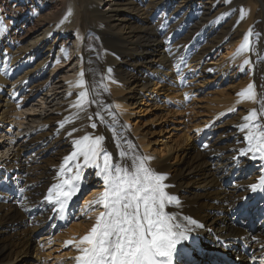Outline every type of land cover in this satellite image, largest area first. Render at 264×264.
Segmentation results:
<instances>
[{
	"label": "bare ground",
	"instance_id": "bare-ground-1",
	"mask_svg": "<svg viewBox=\"0 0 264 264\" xmlns=\"http://www.w3.org/2000/svg\"><path fill=\"white\" fill-rule=\"evenodd\" d=\"M123 1L45 0L41 2L42 5L50 6L56 16L53 14V19L48 22H38L34 20L35 12H30L28 8L29 0H0V25L3 27V30H0V264H42L43 261L47 263L48 254L46 253L45 256L42 251L52 249L51 236H43L38 242H35L33 236L43 230L49 234L54 232L47 222L56 210L46 197L50 191L55 193L56 187L64 179H72L75 175L76 163H83V158L80 157L65 165V157L76 150L73 140L80 139L84 135L103 136L102 147L111 156V163L131 170V157L133 155L144 157L133 138L141 143L142 148L148 145L143 143L146 137L141 133L142 124L136 126L135 121L136 127L131 129L132 132L125 128L120 116H125L126 119L133 116L127 111L126 102L133 101L139 93H145L141 105L144 107L146 99L148 100L151 94L158 96L162 91L161 88L158 91L151 90L150 86L159 87L161 82H173L170 78L177 71L180 75L184 73L183 70L188 72L194 62L204 58V56L198 57L201 45L206 44L209 37L215 34L216 30L202 25L203 29H200L197 35L200 41L188 45L187 48L175 45L171 47L174 36L170 41L163 38L164 36L162 38L158 36L154 40L148 39L142 43L129 40L130 33L126 34L122 31L123 21L119 19L127 12L121 10L120 3ZM174 1L147 0V5L142 9L147 15V20L143 21L144 26L141 29L147 37L160 34L158 32L165 23L166 28H178L176 26L178 22L175 23L174 19L181 12L182 1L178 6H173ZM244 1L240 2L241 7L236 6L235 1L230 4L235 6L233 9H244L243 16L237 20L238 23L243 24L241 33L238 34V29L233 31V28L235 29L233 26L230 32L219 36L217 46L210 47L207 50L210 51L209 53L202 52L213 59L218 55L228 56L229 53L234 52L232 58L241 54L244 61H249L252 70L250 84L254 86L256 99L253 106L250 103L252 99L250 101L246 97L240 99V95L236 99L238 102L245 101L246 103L242 105L246 109L251 108L250 114L255 111L256 117L252 121H245L239 116L238 123L226 129V132L228 130L226 135L221 130L211 127L202 130L211 119H214L213 116L202 120L200 124H195V121L188 122L185 126L187 131L194 129L201 131V134L192 140L185 132V142L190 139L191 142L178 154L174 149L175 144L174 146L169 144L168 154H177L174 164L161 160L157 152L156 156L152 155L153 152L145 156L149 158L146 167L158 175H165L167 177L165 183L168 184L165 191L180 201L179 205L166 204L165 212L176 215L177 222L192 229L189 240L178 246L173 264H264V192L252 193L249 190L251 184L259 183L260 178L264 176V167H261L264 161L254 160L250 154L240 156V151L246 150L249 143L245 137L250 132L256 134L258 130H264V57L261 52L260 35L256 36L252 30L253 25H250L254 9L250 2L244 6ZM104 2L106 3L103 4ZM8 8H10L9 12L6 11ZM27 12L31 13L32 22L27 20L25 16ZM259 12L258 8L255 9V14ZM6 13L20 15L24 21L22 27L20 26L22 29L29 23V30H26L25 36L23 33L19 36L9 33L12 20L5 18ZM150 14L152 17L148 18ZM158 14H160L159 27L154 25V32L150 34L149 26ZM111 24H115L119 31H113ZM54 35L65 37L66 40L72 39L76 43L72 52L74 58L67 65L62 61L65 58V50L61 51L65 49L64 45L59 47L58 58L47 62L53 49L59 46L56 40L52 39ZM245 36H248V49L239 53L240 46L238 48L237 46L244 42ZM93 38L96 42L92 40ZM104 39H112L111 48H104L101 43ZM235 39H237L235 44L230 47L225 46ZM216 49L219 50L216 52ZM221 50L225 52L221 53ZM45 54L47 56L40 60V63L37 62L32 68L30 67L36 58ZM125 56H129L126 63H124ZM185 61L186 64L183 66ZM244 61L247 71V64ZM201 63L202 61L198 62L197 67ZM27 67L31 69L28 71L26 69L16 81L11 80L12 75L18 74ZM109 68L112 69L111 72L108 71ZM81 72L84 73L83 77L80 75ZM81 80L84 87L77 86ZM247 84L248 82H244L243 86V81L241 82L244 90ZM86 90L89 92L88 99L95 100L91 105L86 106L87 114L92 115L100 111L104 116L103 122L97 117L92 120L86 119L84 113L74 106L79 99V93ZM149 90L150 93H147ZM35 98L39 99V106L30 105ZM226 99L219 100L215 109L220 104L224 106L226 104L234 111L235 97L225 103ZM112 104L121 115L113 112ZM122 110L127 111L128 114ZM147 122L154 121L149 119ZM92 123L97 124L96 134L92 133ZM61 124H64V128L60 127ZM243 124H248L249 128L241 131ZM255 125H259V129ZM73 127L76 131L72 137H69L67 132ZM163 127L167 129L168 126L163 125ZM55 128H57L56 132L53 131ZM151 129L155 131L157 128L152 126ZM105 131L110 133V138ZM160 132L162 131L159 130L158 133ZM63 134L66 138L61 139L60 136ZM164 134L168 133L165 131ZM129 143L133 146L131 149L128 147ZM121 151L127 152L128 155L121 157ZM46 155L50 156L47 157V162L43 161ZM54 156L59 159H54ZM100 163L103 164L102 156ZM95 173L96 170L93 168L83 171V179L86 183L81 186L88 187L94 183L96 185L78 209L73 207V203L80 192L74 195L69 202L68 211L63 214L65 220H69L73 212H78L80 217L76 223L74 221L67 223V225L71 223V226L68 229L69 234L62 241L63 244L70 245L69 241L75 244L77 238L80 241L89 234L96 218L103 211V205L95 201L105 191L104 182ZM97 206L100 209L96 211ZM70 210L72 212L69 213ZM184 217L195 220L196 224L202 227L189 224ZM240 220L245 222L240 223ZM254 221H259L258 227L261 229L256 234L243 226ZM193 233L195 234L191 235ZM192 237L195 239L194 243L190 242ZM203 238L211 241L212 251L215 253L212 254L210 263H207L208 255L200 250H196L201 252L197 254L198 256L192 254V247L199 248L204 245ZM235 242L244 244L238 250L237 257L240 261L236 263L222 252ZM32 249L35 252L34 256L30 255ZM55 264H77V262Z\"/></svg>",
	"mask_w": 264,
	"mask_h": 264
},
{
	"label": "rangeland",
	"instance_id": "rangeland-1",
	"mask_svg": "<svg viewBox=\"0 0 264 264\" xmlns=\"http://www.w3.org/2000/svg\"><path fill=\"white\" fill-rule=\"evenodd\" d=\"M34 1H37V2H34ZM43 1L45 0H29V4H28V8L30 9V12H35V14L33 15L34 20H37L38 22L40 21L48 22L51 19H53L55 15L54 11L51 9L50 6L45 7L44 5H42L41 2ZM180 1H182L181 7H180L181 12L174 19L175 23L176 21L178 22L176 25L178 28L177 29H171V27L166 28L167 24L166 23L164 25L162 24V27L160 28L161 31L158 32L160 34L158 35H154L152 33L154 32V25L155 27H159L158 20L162 12L152 19V23L150 26L148 25V22H147V26H149V29L151 31L150 34L152 35L150 36L148 35L147 37L145 32L143 30L141 31V29H143V26H144L143 21L147 20V15L144 14L142 11L144 5H147V0H143V1L142 0H124L122 3H120L121 10L122 12H126V11L127 12L123 14L121 17H119V19L123 21L122 26H121L122 31L126 34L130 33L129 40H133L135 42H141V43L146 40L148 41V39L154 40L158 36H160L161 38L162 36H164L163 38H166L167 40L169 39L170 41L174 36V40L171 41V47H174L175 45V46H179V47L183 46L187 48L188 45L190 44L194 45L196 42L200 41L197 38V35L200 33V29H203L202 25L211 27L212 29L216 30L215 34L209 37V39L207 40L208 42L206 44L201 45V47L199 48V52H198L199 55L198 54L197 55L198 57L204 56V58H199L198 61L194 62L192 64L193 67L188 70V72L190 71L189 73L186 70H183L184 73L182 75L177 73L178 71L176 72L177 75L174 74L175 72H173L174 75H172V77L170 78L171 81L173 82H169V83L161 82L158 85L159 87H157V85L150 86L151 90L155 89L158 91L161 88L162 91L159 93L158 96L156 95L152 96L151 94L149 99L148 100L146 99V103L144 107L141 105L143 103L142 100H143V95L145 93H139L137 96L133 98V101L131 100V101L126 102L127 107L129 109V110L127 109V111H130L129 114H133V116H130V118L128 119H126L125 116H120L123 124H125V128H127L129 132L131 131V129H134L136 126L138 125L140 126L141 124L143 125V126L142 125L140 126V129H143L141 133L145 135L146 137V140L143 143H145V145L147 143L148 147L142 148L141 143L135 140V138H133L134 141H136V146L142 156L144 157L148 156L151 154V152H153L152 153L153 156H156L155 154L157 152V156L160 157L161 160H165V162L169 164H174L176 162L175 155L180 153L182 149H185L184 147L187 148L191 142V139L195 140L201 134V131H195L194 129L187 131V128L185 126L188 122L193 123L195 121V124H200L202 120L208 119L209 117L213 116L214 119H211L210 122L206 126H204L202 130H205L206 128L211 127V128H214L215 130H219V131L221 130L224 133V135H226L228 132V130L226 132V129L228 128L230 129L233 125L238 123L237 118L239 116L245 118L246 116L250 115L249 112H251V108L247 107L248 109H246L242 105L243 103H246L245 101L238 102V99H236V97L239 95L240 92L245 91L243 89L244 82H248L246 86L247 88L252 80V72H251L252 70H251L250 64L249 63L247 64L248 70L246 71L245 65L243 64L244 59L242 55L239 54L236 57L232 58V56H234L235 54L234 52L229 53L228 56L224 54L218 55L217 57H215V59H213V57L211 56H208V54H205V52L206 53L210 52V51H207L210 47L212 48V46H217L218 39H220L222 34H224L225 32H230L233 26L235 27V29L233 28V31H237L236 29H238V34L241 33V28L243 24L240 22L238 23L237 20L243 16L244 9L243 8L239 10L233 9V7L235 6H230V4L234 3L235 1L234 4L236 6L241 7L242 3L240 2H242V0L240 1L239 0H234V1L233 0H209V1L208 0H175L173 3V6L174 5L178 6L179 5L178 3H180ZM247 2H250V4L252 5L254 9L253 16L250 19V25L251 26L253 25L252 30L254 31L255 35L256 36L258 34L260 35V44L262 45L261 52L264 57V0H245L243 2L244 6ZM38 3L40 4L38 5ZM105 3L106 2H104L103 4ZM103 4L101 6H103ZM239 4H241V6ZM257 8L259 9L260 12L255 14V9ZM9 9L10 8H8L6 11L9 12L10 11ZM165 10L167 11V8ZM30 12H27L25 14V16L27 17V20L28 19L31 20ZM150 17H152V14L148 16V18ZM5 18L7 20H12L11 25L8 29L10 34L14 33L15 36L16 35L19 36L21 33H23V35L27 34V31L29 30L28 28L29 23L24 25L23 29L20 28V26L22 27V25L24 24L23 18L20 17V15L14 16L12 14L6 13ZM202 18H203V21L201 20ZM32 21L33 20H31V22ZM111 25H112V28H114L113 31L114 30L119 31L117 30L115 24H111ZM199 25H201L200 26L201 28L199 27ZM141 36L142 37L144 36V37L142 38ZM52 39L53 40L55 39L59 46L53 49L52 54L48 58L47 62H49L50 60L54 61L56 58H58L59 47L61 45H64L65 46V49H64L65 58L62 59V61L65 63V65H67L74 58V54H72V52H73V48L76 47V43L72 39L66 40L65 37L64 38L56 37V35H54V38ZM92 40L96 42V39L93 38ZM110 40L112 39H104L103 42H101L104 48L112 47L111 45L112 43ZM236 40L237 39L226 43L227 45L225 44V46L227 47L232 46L233 44H235ZM239 46L240 44H238L237 48ZM97 49L99 51L100 45ZM219 49H216V52ZM202 51H205V52H202ZM224 52L225 51L221 50V53H224ZM46 56L47 54L36 58L34 62L31 63L30 67L32 68V66L36 65L37 62H39ZM128 59H129V56H125L124 63H126ZM200 61H202V63L199 64L197 67L196 64ZM185 64H186V61L184 62L183 66ZM30 67L29 68L27 67L24 70L18 72V74L12 75L13 79L11 80L16 81L19 77L22 76V74L28 71V69H31ZM241 67L244 68V71L240 70ZM211 70H212V73H211ZM242 81H243V86L241 85ZM147 93H150V90L147 91ZM234 97L236 100L234 111H232V107L230 105H226V104L225 106L220 104L215 109V107L219 104L218 102L219 100H222L223 98H227L225 100V103H226L228 102L230 98H234ZM241 98L242 97H240V99ZM254 101L255 100H252L250 102L251 106H253ZM32 104L39 106L40 104L39 99H36V98L33 99L30 105ZM112 108L114 110L113 112L118 115L119 111L114 107L113 104H112ZM212 109L214 110L210 112ZM127 111H123V112H127ZM126 114H128V112ZM158 118H160L161 121ZM149 119L150 120L153 119L154 122H147ZM135 121H136V126L134 125ZM148 124H153V125L149 126ZM163 125L168 126L167 129H165L166 127L164 128ZM152 126H154V128L155 129L157 128V129L155 131H152L153 130L151 129ZM56 129L57 128H55V130L53 131L56 132ZM159 130H161L162 132L158 133ZM164 130L168 134H164L165 132ZM97 132L98 131L96 128L92 129L93 134H96ZM185 132H187V135H189L188 138L191 137V139L186 142H185V137H184ZM63 133L65 132L63 131ZM105 134L107 135L108 138H110V133L108 131H105ZM135 136L136 135H134V137ZM60 138L61 139L66 138L65 134L60 136ZM166 143L168 144V146L169 144H172L171 146H174L175 144L174 149H176L177 154L176 153L168 154V150L170 146L166 147ZM57 145L58 144H56V146ZM104 146H106V144H104ZM161 153L162 155H160ZM47 157L50 158L49 155H46L43 158V161L45 160L47 162L48 160ZM53 158L59 159L57 158V156H54ZM95 185H96L95 183L88 187L87 185L86 186L82 185L81 190L82 188L83 190L82 191L80 190V194L75 198L73 207H77L78 209L82 205L84 198L90 195V193H92L93 191L92 188L95 187ZM73 207L71 210H73ZM98 208L100 209V207L97 206L95 210L96 211L99 210ZM71 210L69 211V213L72 212ZM103 211H104V208H103ZM73 216L70 217L69 220L68 219L65 220V219H61L57 215V212H54L50 215L48 222H47V225L51 226V230H53L54 232L52 234H49L48 232L43 230L41 232H37L36 235L33 236V239H35V242L40 241V238L46 235H50L51 240L53 241L52 249H45L42 251V254H44L45 256L48 254V257H46L47 263L43 261L42 264L73 262V261H76L75 258L81 254L76 247L77 243L79 242L78 240L79 238H77V242L75 244L70 243V245H66V244H63L62 242L64 241L65 237H67V235L69 234L68 229H69V226H71V223L68 225L67 223L71 221L72 223L73 221L76 223L77 220H80L78 212H73ZM241 222H245V221L240 220V223ZM243 226L250 228L249 230L252 232L253 230H255L253 234L258 233L261 230L258 227L259 221H254L253 223L249 222L245 225L243 224ZM194 234L195 233L191 235H194ZM194 240H195L194 237L190 238V242L194 243ZM203 244L204 245L199 248L192 247L191 248L192 254H194L195 256H198L197 254H200L201 252L205 253L206 255H208L207 263H210L212 254H215L212 251L213 249L211 247V241H209L208 238H203ZM241 245H244V244L241 242H238V243L235 242V243L230 244L229 249L227 250L224 249L223 251L221 249L220 250L223 252L224 256H226L227 258L231 260H234L236 263L240 261V259H238L237 257L238 256L237 253H238V250L241 249ZM196 250H200L201 252L200 253L196 252ZM31 251L32 252L30 255L34 256L35 255L34 249H32ZM180 252L182 251H179V253ZM214 258H216V255H214ZM216 259L218 260V258Z\"/></svg>",
	"mask_w": 264,
	"mask_h": 264
},
{
	"label": "snow or ice",
	"instance_id": "snow-or-ice-1",
	"mask_svg": "<svg viewBox=\"0 0 264 264\" xmlns=\"http://www.w3.org/2000/svg\"><path fill=\"white\" fill-rule=\"evenodd\" d=\"M71 13H69L70 15ZM67 17H65L66 19ZM0 30H3L0 25ZM248 49V36L239 47V53ZM64 51V49H61ZM59 62V61H58ZM245 64L249 61L245 60ZM241 71L244 68L241 67ZM112 71L111 68L108 69ZM81 77L84 73H80ZM78 87H84L81 80ZM241 97L255 100L254 86L249 84L245 91L239 93ZM89 92L79 93V99L74 105L88 120L94 117L104 121L100 111L92 115L87 114L86 106L95 100L88 99ZM102 107V105H101ZM256 117L253 111L246 116L245 121H252ZM79 118V117H78ZM64 128V124L60 125ZM91 127L95 129L96 123ZM259 129V125H255ZM249 128L248 124L241 125V131ZM75 127L67 132L69 137L73 136ZM249 141L247 149L240 151V156H251L252 159L264 161V130H258L256 134L245 137ZM104 137L84 135L80 139L73 140L76 149L65 157V165L70 161L83 158V163L75 164V175L72 179H64L56 187L55 193L50 191L46 197L49 204L55 208L57 215L64 219V213L68 211L69 202L73 196L80 192L81 184L86 183L83 179V171L87 168L96 170V176L103 180L105 191L95 201L102 204L104 211L96 218L94 226L89 234L85 235L76 245L81 253L75 259L77 264H173V258L178 251V246L189 240L191 228L177 222L176 215L165 212L166 204L180 201L175 196H170L165 189L167 177L158 175L146 167L148 157L133 155L131 157V170L121 167L119 164L111 163V156L102 147ZM129 149L133 146L129 143ZM121 157L127 156L125 151L120 152ZM101 156L103 164L100 163ZM264 167V164L261 165ZM64 169H61L63 174ZM252 193L264 192V176L259 183L249 186ZM246 199V197L244 198ZM189 224L195 227V220L184 217ZM68 243H71L69 241ZM81 245H85L81 247Z\"/></svg>",
	"mask_w": 264,
	"mask_h": 264
}]
</instances>
